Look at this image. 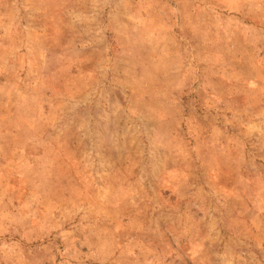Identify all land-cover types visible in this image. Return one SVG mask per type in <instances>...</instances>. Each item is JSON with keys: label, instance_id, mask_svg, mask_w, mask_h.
<instances>
[{"label": "rangeland", "instance_id": "rangeland-1", "mask_svg": "<svg viewBox=\"0 0 264 264\" xmlns=\"http://www.w3.org/2000/svg\"><path fill=\"white\" fill-rule=\"evenodd\" d=\"M0 264H264V0H0Z\"/></svg>", "mask_w": 264, "mask_h": 264}]
</instances>
